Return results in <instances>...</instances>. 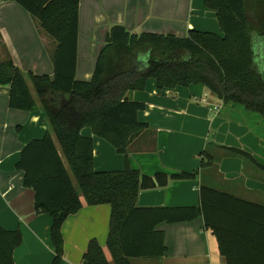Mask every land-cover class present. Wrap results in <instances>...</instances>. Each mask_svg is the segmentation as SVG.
Returning <instances> with one entry per match:
<instances>
[{
	"label": "trees",
	"instance_id": "obj_1",
	"mask_svg": "<svg viewBox=\"0 0 264 264\" xmlns=\"http://www.w3.org/2000/svg\"><path fill=\"white\" fill-rule=\"evenodd\" d=\"M80 1L16 0L57 43L53 81L23 72L12 60L0 62V85L10 87L9 107L25 112L39 109L50 126L51 132L22 150L16 169L24 173V186L35 192V213L53 218V264L63 260V225L82 209L81 195L89 206L111 207L107 248L114 264L163 258L168 247L157 227L200 217L216 237L227 264H264V205L201 186L198 207H141L142 191L165 189L170 181L195 180L198 171L158 173L156 181L129 165L122 171L98 173L94 138L82 134L90 128L127 160L129 146L147 126L138 119L144 104L126 96L144 91L151 79L161 90L201 85L224 103L240 105L264 119V0H205L217 14L223 37L197 31L186 38L131 35L123 26H115L91 82L76 79ZM227 152L254 161L243 151L229 148ZM202 157V168L214 163L207 152ZM22 241L20 230L0 227V264H14V251ZM82 264L110 262L93 240Z\"/></svg>",
	"mask_w": 264,
	"mask_h": 264
},
{
	"label": "crops",
	"instance_id": "obj_2",
	"mask_svg": "<svg viewBox=\"0 0 264 264\" xmlns=\"http://www.w3.org/2000/svg\"><path fill=\"white\" fill-rule=\"evenodd\" d=\"M115 26H123L131 35L186 38L197 31L223 37L217 14L206 7L205 0H81L77 80L92 81L97 59ZM56 48V41L16 0H0V62L12 60L23 72L53 81ZM126 97L144 104L138 119L147 128L129 146L127 160L85 128L82 134L94 138V170L108 173L129 165L154 181L158 173L170 176L198 171L195 180L170 181L165 189L142 191L139 206L198 207L201 186L264 205L263 118L240 105L224 103L201 85L161 90L151 79L144 91H130ZM9 101L10 87L0 85V227L22 233L14 264H53V218L35 213V192L24 186V173L16 169L22 150L51 132L50 126L43 111L13 110ZM229 148L249 154L255 162L229 156ZM205 152L214 163L202 168ZM81 201L82 209L63 225L61 264H82L93 240L114 264L107 248L111 207L89 206L82 195ZM157 230L164 233L167 254L161 259H131L130 264H227L202 217L186 223H163Z\"/></svg>",
	"mask_w": 264,
	"mask_h": 264
},
{
	"label": "rangeland",
	"instance_id": "obj_3",
	"mask_svg": "<svg viewBox=\"0 0 264 264\" xmlns=\"http://www.w3.org/2000/svg\"><path fill=\"white\" fill-rule=\"evenodd\" d=\"M66 166H67V164H66ZM68 167V166H67ZM68 170H69V167H68ZM69 174H70V176L72 177V179L74 180V178H73V174L71 173V172H69ZM74 186H75V190L79 193L80 191H79V189H78V184H77V182L74 180Z\"/></svg>",
	"mask_w": 264,
	"mask_h": 264
},
{
	"label": "built area",
	"instance_id": "obj_4",
	"mask_svg": "<svg viewBox=\"0 0 264 264\" xmlns=\"http://www.w3.org/2000/svg\"><path fill=\"white\" fill-rule=\"evenodd\" d=\"M215 111H218V108H214Z\"/></svg>",
	"mask_w": 264,
	"mask_h": 264
}]
</instances>
